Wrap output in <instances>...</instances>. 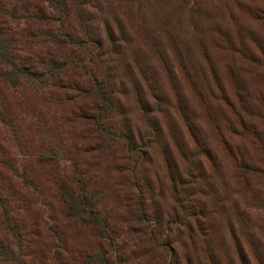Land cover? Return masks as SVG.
Listing matches in <instances>:
<instances>
[{
    "label": "trees",
    "instance_id": "16d2710c",
    "mask_svg": "<svg viewBox=\"0 0 264 264\" xmlns=\"http://www.w3.org/2000/svg\"><path fill=\"white\" fill-rule=\"evenodd\" d=\"M154 1L0 0V264H264V222L243 221L264 214V46L253 31H220L230 93L189 24L199 59L171 47L181 58L166 62L170 98L134 48L159 51L156 31L125 21L127 5ZM257 1L249 12L264 24ZM179 75L198 95L207 139ZM89 153L107 159L106 174ZM64 222L87 244L72 245Z\"/></svg>",
    "mask_w": 264,
    "mask_h": 264
},
{
    "label": "rangeland",
    "instance_id": "374dc122",
    "mask_svg": "<svg viewBox=\"0 0 264 264\" xmlns=\"http://www.w3.org/2000/svg\"><path fill=\"white\" fill-rule=\"evenodd\" d=\"M260 4L261 2L257 0H237L235 2L197 0L195 4L189 6L183 0H155L152 6L143 7L139 12H131V6L127 5L125 21L128 22L130 26L137 24L142 27H148L150 29L153 28L156 31L157 38L159 39L156 44L160 48L159 51L150 45L149 42L143 41H139L134 48L138 52L143 63L145 62L149 68L157 73V79L165 83L164 88L170 98H173L172 93L174 90L170 89L171 85H169L168 82L170 70L169 67L167 70L166 62L168 63V66H170L173 62H180L179 58H181V51L178 50L177 52H173L171 47L175 44L178 45L181 43L185 47V53L189 57H193L194 61H196L199 55L198 51L195 50L199 44L196 41H192L190 45V41L192 39L188 37V25L192 23L195 28V30H193V33L195 34L194 38L203 39V41L206 40L209 46V52L212 53V58L218 68L220 78L225 81L228 91L232 93L233 91H231V84H229L227 70L225 68L227 53L218 45V43L222 41L220 38V31L222 29L233 31L234 29L236 30L237 27L245 31H253L258 37V41H261V45L264 46V24L254 21L249 12L251 8H258ZM140 34L142 35V38L148 36L143 31H140ZM216 44L218 45V48L215 46ZM248 47L256 49V44L248 39ZM256 55H258L257 51ZM258 58H261L260 54ZM229 62L235 69H238V66L242 67L243 64L237 59ZM187 66L190 68L191 65L188 63ZM260 70L262 71L264 69L260 68ZM252 74L257 75V70L254 69ZM247 79L249 81V87L254 88L251 81L254 80L255 82L256 78L253 75H250ZM176 82L179 83L178 89L183 92V97L185 95L183 101L185 103L187 101L189 104L188 107L195 113L197 126L200 129V135H202L201 137L207 139L209 136V127L206 124L204 111L202 109V105L198 101L199 98L193 85L189 83L187 78L185 79L181 75L178 76ZM260 82V86L261 84L264 85V79ZM133 114L135 120L139 122V115L137 112H134ZM171 117L174 118L173 116ZM210 140H212V138H210L209 141ZM85 161L89 167H93V172L96 171L95 173L100 175L106 174L105 170L100 168V166H102L101 164L107 161L105 157H102L97 153H89V157L85 158ZM27 196L34 200V204L30 209L35 213H37L39 209L41 210L37 204V200L35 199L36 197L29 195V193ZM243 196L249 204H256L254 193L243 189ZM48 200L53 203V200L51 199V192L48 193ZM254 210L255 209L248 210L244 214L245 220L243 221L264 222V214ZM29 218L30 217L27 219ZM48 223L50 225L54 224V222ZM63 225L66 226H62V229L68 232L69 236H71L69 238L72 245H78L81 247L87 244L88 234L86 232L79 230L70 224H66V222H64Z\"/></svg>",
    "mask_w": 264,
    "mask_h": 264
}]
</instances>
